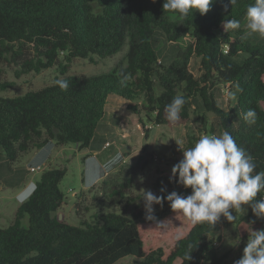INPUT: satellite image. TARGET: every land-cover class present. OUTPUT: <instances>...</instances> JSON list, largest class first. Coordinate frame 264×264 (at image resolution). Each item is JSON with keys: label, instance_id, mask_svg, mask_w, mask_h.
<instances>
[{"label": "trees", "instance_id": "16d2710c", "mask_svg": "<svg viewBox=\"0 0 264 264\" xmlns=\"http://www.w3.org/2000/svg\"><path fill=\"white\" fill-rule=\"evenodd\" d=\"M163 3L0 0V55L11 52L13 59L22 58L16 75L40 72L53 65L61 75L51 84L23 94H0V154L12 163L49 142L57 146L77 143L80 149L87 148L110 95L129 101L127 108L133 113L142 110L154 124H165L169 122L165 106L181 95L187 102L179 121L189 118L193 101L199 98L201 119L205 121L207 113L214 114L221 135L229 132L254 158L256 171L264 172V43H249L242 39L244 28L225 31L222 23L236 19L241 25L255 0H237L232 6L228 0H215L205 15L193 10L186 18L164 11ZM155 29H160L173 45L189 36L177 58L167 65L158 61ZM126 41L127 50L112 70L93 75L67 73L73 59L111 56ZM26 46L31 48L30 57H23ZM238 54L246 55L240 64L230 59ZM194 55L199 57L198 75L190 67ZM56 80L68 81L69 87L60 89ZM155 84L161 89L158 94ZM219 84L228 87L225 108L215 100ZM180 90L183 93L179 94ZM139 98L142 102L137 108L131 103ZM249 109L257 113L255 124L244 119ZM197 139L190 136L187 148ZM144 152L143 146L134 165L123 162L116 171L81 190L74 203L76 215L81 216L82 208L90 209L84 203L88 198H102L110 206L140 199L131 187L134 170L147 164ZM65 172L63 167L42 170L35 181L36 191L17 206L14 221L0 227V264H113L128 255L138 259L132 264H222L227 258V252L219 253L208 236L213 225H193L188 218L184 231L172 238L168 248L156 244L157 239L144 241L139 226L152 225L170 214L173 210L166 200L162 206L153 205L155 220L145 218V208L139 202L129 214L100 208L77 223L59 219L55 212L64 201L59 182ZM169 178L156 179L158 196L172 191L191 194V188ZM162 187H166L165 193L160 192ZM261 195L258 193L255 199H261ZM232 214L236 216L234 221L223 216L219 221L225 226L239 222L237 212ZM25 216L27 223L23 225Z\"/></svg>", "mask_w": 264, "mask_h": 264}, {"label": "rangeland", "instance_id": "374dc122", "mask_svg": "<svg viewBox=\"0 0 264 264\" xmlns=\"http://www.w3.org/2000/svg\"><path fill=\"white\" fill-rule=\"evenodd\" d=\"M241 27L244 28L242 39L254 44L264 43V37H261L258 33H250V30L246 27V20L242 22ZM154 33L157 38L156 52L158 61L163 65H167L177 58L180 49H183L190 40L189 36H187L179 39L177 41L178 45H173L167 42L160 29H155ZM127 47L126 41L121 50L111 56L99 58L93 55L92 60L75 58L70 62L67 73L93 75L108 72L123 57ZM31 52V48L26 46L23 57H30ZM245 56V54H238L230 59L240 64ZM59 59H62V54L59 55ZM21 60L22 58L19 57L13 59L11 52H4L0 55V85L2 83H12L3 87L0 86L1 95L23 94L28 90H35L51 84L55 78L61 76L55 65L40 72H20L19 75H16V71L21 69ZM190 67L195 75L199 74L198 56L194 55L190 58ZM154 89L156 94L161 91L158 84H155ZM181 93H183V90L179 91V94ZM228 94V87L223 84L216 86L214 91L215 100L221 108L226 107ZM141 102L142 98H139L130 103L136 104L137 108H140ZM118 110L120 111L119 116L113 119V124L108 125L106 128L100 127L99 131L109 141V146L105 150L106 153L111 155L119 151L124 154V160L116 159V161V154V156L113 154L108 161L103 156H98L96 160L101 163L104 160L106 162L97 164L92 158L84 160L88 153L87 148L80 149L77 143H66L62 146H57L53 142L42 147L36 153L33 150L23 154L17 161L12 163L4 155H0V227H6L14 221L15 210L19 205L15 195L17 190L24 184V181L30 178L36 181L42 170L53 167L66 169L64 177L59 182V188L64 193V201L55 212L59 219L77 223L80 218H86L91 211L100 208L129 214L133 209V205L137 202L144 208V191H151L157 195L158 191L155 188L156 179L159 176H171L172 167L183 158L181 148L184 150L188 149L187 142L190 136H195L199 139L200 136L205 134L209 136L221 135L214 114L207 113L205 121L201 119L202 106L199 98L194 99L189 118L186 121H177L175 124L171 122L154 124L145 116L142 110L137 114L126 108ZM150 116L152 118L153 114L150 113ZM143 146L146 149L144 156L147 159V164L143 168L134 170V183L131 187V191L134 194H140L141 198L128 205H125L123 201L119 206L107 205L102 198L96 200L88 198L84 203L90 209L85 211L82 208L80 212L82 217L76 215L74 203L78 193L81 190H87L104 175L116 171L121 163L124 162L126 166L134 165L142 152ZM37 164L42 167L41 170H29V167H35ZM243 207L246 211L237 212V216L240 219L239 222L225 226L221 221H218L209 231L208 236L214 241L218 252H227V258L222 264H234L235 261L241 258L251 229H264V217L257 218L253 214L250 205H243ZM186 221L187 218L181 212L172 211L157 223L152 225L141 224L139 230L144 241L157 239L156 244L168 248L172 238L184 231ZM26 223L27 218L25 216L22 219V224L26 225ZM135 260L138 259L128 255L113 264H132ZM201 264H207V262H202Z\"/></svg>", "mask_w": 264, "mask_h": 264}, {"label": "clouds", "instance_id": "9594fccd", "mask_svg": "<svg viewBox=\"0 0 264 264\" xmlns=\"http://www.w3.org/2000/svg\"><path fill=\"white\" fill-rule=\"evenodd\" d=\"M214 2L215 0H164L162 7L164 11L175 12L186 18L193 10L194 13L205 15ZM228 3L232 6L237 0H228ZM222 23L225 31L241 27L240 21L236 19ZM246 27L250 33H258L264 37V0H255L254 4L248 6ZM55 83L62 90L69 87L66 80H56ZM186 102L184 96L177 95L165 106L169 122L175 124L180 120V113ZM244 119L249 124H255L256 111L249 109L244 113ZM181 150L183 158L172 167L169 179H175L176 183L191 188V194L184 196L172 191L166 196H158L151 191H144L146 219L155 220L153 205L162 206L165 200L174 212H181L193 225L204 222L215 225L221 216L232 222L236 219L232 211H246L243 205H250L257 218L264 217V195L259 200L255 199L258 193H264V172L256 171L254 158L236 143L229 132L224 131L220 136L202 135L192 147ZM36 189L35 182L29 183L15 198L19 204L23 203ZM166 191V187L160 189L161 193ZM234 264H264V229H251L243 254Z\"/></svg>", "mask_w": 264, "mask_h": 264}, {"label": "crops", "instance_id": "0c3cea01", "mask_svg": "<svg viewBox=\"0 0 264 264\" xmlns=\"http://www.w3.org/2000/svg\"><path fill=\"white\" fill-rule=\"evenodd\" d=\"M128 103H129V101H126V100H124V99H122V98H120V97H118L116 95H110V96H108L107 103H106V106H105V113H104L103 117L101 118V120L99 121V123L97 125V128H96V132H95L93 138L91 139V141L89 143V146L87 147L88 153L86 154L87 156H86V158L84 160H86L87 158H92V159H94V161L97 164H104L106 161H108V160L111 159V156L113 154L114 155L116 154L117 157H119V159H117V157H116L115 160L116 159L117 160H124L123 159L124 158V154L123 153H120L119 151H117L116 153H112L111 155H109L108 153H106L105 150H106V147L109 146V141L106 140V138H105L104 135H101L100 134L99 128L100 127L101 128H106L108 125L113 124V119L116 118L117 116H119V112L120 111L118 109H120V108H122V109H125V108L128 109L127 108ZM49 143H47L46 145H48ZM38 150L39 149L34 150L33 152L36 153ZM0 155H3V154H0ZM98 156H103L106 161L104 160V162L101 163L99 160H96V158H98ZM114 163H113V165H114ZM37 165H39V164H37ZM111 169H113V167H111ZM34 182L35 181H33L31 178L30 179H26L24 181V184L17 190L16 194L19 191H21L23 188H25V186L27 184L34 183ZM83 182H84V180H83Z\"/></svg>", "mask_w": 264, "mask_h": 264}, {"label": "built area", "instance_id": "2783aa9c", "mask_svg": "<svg viewBox=\"0 0 264 264\" xmlns=\"http://www.w3.org/2000/svg\"><path fill=\"white\" fill-rule=\"evenodd\" d=\"M210 136H212V135H210ZM41 169H42V167L39 165H36L35 167H33V166L29 167L30 171H39Z\"/></svg>", "mask_w": 264, "mask_h": 264}]
</instances>
